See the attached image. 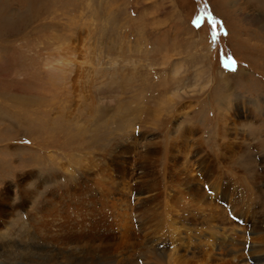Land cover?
I'll list each match as a JSON object with an SVG mask.
<instances>
[{"label":"rangeland","instance_id":"rangeland-1","mask_svg":"<svg viewBox=\"0 0 264 264\" xmlns=\"http://www.w3.org/2000/svg\"><path fill=\"white\" fill-rule=\"evenodd\" d=\"M263 150L264 0H0V264H257Z\"/></svg>","mask_w":264,"mask_h":264},{"label":"bare ground","instance_id":"bare-ground-1","mask_svg":"<svg viewBox=\"0 0 264 264\" xmlns=\"http://www.w3.org/2000/svg\"><path fill=\"white\" fill-rule=\"evenodd\" d=\"M263 25V24H262ZM239 145H241V143L239 142ZM241 147H242V145H241ZM228 148V147H227ZM264 151V150H263ZM264 153V152H263ZM236 154H235V152H234V155H232L231 157H230V163L234 160V156H235ZM187 156L188 155H186L185 157H186V159H185V162H183V165H187V166H190L188 163H189V160L187 159ZM195 156V155H194ZM232 158V159H231ZM178 160V159H177ZM188 161V162H187ZM167 163V162H166ZM188 168V167H187ZM186 169V168H185ZM184 169V170H185ZM191 169V166L187 169V171L188 170H190ZM232 169H235L234 167H232ZM240 169H242L243 171H242V173H243V175L244 176H241L240 177V180H242V181H246V182H243V183H245V190L243 191L242 190V198L244 199V203L246 204V207L247 206H251V205H254L253 203H252V201H255V199L253 198V195H255L256 197H262L263 199H264V195L260 192V190H257V191H254V189H256L257 187H258V183L260 182V180H259V182L257 181L258 179L257 178H260V177H258L257 175L258 174H252V175H246V173H247V170L244 168V166L242 165H240L239 167H238V170H240ZM241 171V170H240ZM144 172V171H143ZM120 174V173H119ZM141 176V175H140ZM251 177V178H250ZM141 178H139L138 177V180H139V183H140V185H142L141 184V181L142 180H140ZM145 181V180H144ZM195 181V180H194ZM194 181H192L191 182V180H189L187 183H184V185L185 186H187V187H190V186H193V187H190V190H191V193L195 196V199H194V201H195V203H196V201H200V199L202 200V202L203 201H205V196L202 194V192L200 191V189H199V187L198 186H200L201 187V185H196V184H198L197 183V181H195L196 182V184L194 183ZM143 182V181H142ZM135 183V182H134ZM261 183H264V174H263V176H262V182ZM260 183V184H261ZM145 184V183H144ZM213 184V183H212ZM218 184V183H217ZM226 184V183H225ZM138 185V184H137ZM214 186V185H213ZM226 186V185H225ZM141 186H139V190L138 191H134L135 192V197L137 196L138 198H136V200H138L139 201V199H140V201L139 202H141V200L143 201V206L145 205V204H147L150 200H151V197H149V196H147L148 194H146L147 192H148V189L146 188V187H142V188H140ZM220 187V185L218 184V187L217 188H219ZM227 187V186H226ZM150 188V187H149ZM185 188V187H184ZM216 188V187H215ZM222 188V187H221ZM131 188H127V193H128V199L130 198V196L132 195V193L131 192H129V190H130ZM201 189H202V187H201ZM150 190V189H149ZM188 190V189H187ZM219 190V189H218ZM223 192V190L220 192V196L219 197H222V195L223 194H221ZM190 193V192H189ZM190 193V194H191ZM189 195V194H188ZM142 196L144 197V198H142ZM145 196H147L148 198H146ZM216 196H218V194L216 195ZM224 196V195H223ZM132 197V196H131ZM142 199H141V198ZM191 197V196H190ZM246 197V198H245ZM127 199V200H128ZM199 199V200H198ZM225 199V198H224ZM228 199V198H227ZM230 200V199H229ZM262 200V199H261ZM236 201V200H235ZM258 201H259V199H258ZM257 201V202H258ZM139 202L137 203L138 205H141V204H139ZM224 202V201H223ZM228 202V201H227ZM230 202H231V204H233V200H230ZM229 203V202H228ZM261 203H263V202H261ZM128 204H130L131 205V203H129L128 202ZM198 204V203H197ZM230 204V203H229ZM230 204V205H231ZM133 205H131V207H132ZM136 206V205H135ZM135 206H133V207H135ZM232 206V205H231ZM129 207V206H128ZM202 207H204V206H202ZM170 208V207H169ZM218 208V207H217ZM170 210H173V211H175V213H178V211L175 209H173V208H171V209H168V211L170 212ZM235 210H237V208H235ZM242 210V209H241ZM182 211V210H181ZM185 211V210H184ZM199 211V210H198ZM169 212H167V211H165L164 212V216L166 217V218H168V216H169ZM181 213V212H180ZM208 213V212H207ZM182 214V213H181ZM171 216V215H170ZM178 216H180V214L178 215ZM261 218L262 219H258V220H260V222H259V224H258V222L252 227V230L250 231L251 232V234H252V232H254V236L255 237H258L259 236V240L260 239H262V241L260 242L259 240L258 241H256L255 243H252V245H249L250 247H249V249H251V251H250V253H258V254H263L262 256H260V257H258V258H256V259H254L253 260V262H256L257 264H264V225L263 226H260V223H262V222H264V208H263V212H261ZM126 217V216H125ZM177 217V216H176ZM165 218V219H166ZM181 218H182V216H181ZM201 219V218H200ZM199 220V219H198ZM220 221H223V222H226L225 224L227 225L229 222H227V217L225 218V219H223V220H220ZM165 222V221H164ZM186 222V220H185V218H183V220H181L180 222H179V224H180V226L182 227L183 225H185L184 223ZM206 222V221H205ZM200 223V222H199ZM57 224V223H56ZM143 224V223H142ZM196 224H198V223H196ZM205 224V223H204ZM144 226L146 225L145 223L143 224ZM233 224L232 223H229V226H227V228H228V230H229V232L230 233H232V232H235V234L238 236V233H240V238H239V240H243V238H244V236H243V234H245L244 233V231L242 230V229H240L239 231L238 230H235V228H234V226H232ZM196 226V225H195ZM148 229V228H147ZM247 231V230H246ZM100 236V235H99ZM62 237V236H61ZM60 237V238H61ZM197 237V236H196ZM252 237V236H251ZM59 238V239H60ZM66 238V241H69V242H73L74 240H75V238L73 237V235H68V236H66L65 237ZM179 238V237H178ZM195 238V237H194ZM176 239V238H175ZM207 240H209V239H207ZM228 241H231L232 239H231V237L229 238V239H227ZM248 240V239H247ZM253 240H255V238H253ZM173 241H175V240H173ZM217 241V240H216ZM215 241V242H216ZM246 241V240H245ZM58 242V241H57ZM209 242V241H208ZM220 242V241H219ZM210 243V242H209ZM225 243V240L223 241V244ZM69 244V243H68ZM199 245V244H198ZM209 245V244H208ZM230 245H233V243H229V246ZM239 245H244V244H236L235 245V249H238L239 248ZM246 245V244H245ZM244 245V246H245ZM256 247H255V246ZM188 246V245H187ZM211 246V245H210ZM66 247V246H65ZM64 247V248H65ZM246 247V246H245ZM61 248V247H60ZM68 248V247H67ZM247 248V247H246ZM213 249V248H212ZM64 250V249H63ZM186 250V249H185ZM210 250H211V247H210ZM239 250H241V249H239ZM72 252H74V250H71ZM237 251V250H236ZM223 252V251H222ZM230 252V251H229ZM26 253H29V252H26ZM30 253H32V252H30ZM57 253V252H56ZM160 253V252H159ZM69 254V253H68ZM224 254V253H223ZM58 255H59V257L60 258H65V260H67V261H71L70 260V256L68 257V255H67V253H66V250H64V251H62V252H60V251H58ZM72 255H73V253H72ZM204 255V254H203ZM206 255V254H205ZM15 256V255H14ZM32 256V255H31ZM240 256V258H242L243 256H241V255H236L235 256V258H236V260H238V257ZM38 257V256H37ZM111 258V257H110ZM208 258V257H207ZM210 258V257H209ZM17 259H18V261H20V260H22V261H24V260H28L29 259V256L28 255H23V254H19L18 255V257H17ZM56 259H58L57 257H56ZM244 259H241V261H243ZM29 261V260H28ZM63 261V260H62ZM238 262V261H237ZM245 262V261H244ZM44 263V262H43ZM111 263V262H110ZM15 264H19V263H15ZM35 264V263H34ZM37 264V263H36ZM55 264H59V262L57 261ZM69 264V263H68ZM73 264H79V263H73ZM229 264V263H228ZM242 264V263H241ZM245 264V263H244ZM252 264V263H251ZM255 264V263H254Z\"/></svg>","mask_w":264,"mask_h":264}]
</instances>
